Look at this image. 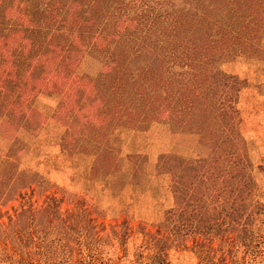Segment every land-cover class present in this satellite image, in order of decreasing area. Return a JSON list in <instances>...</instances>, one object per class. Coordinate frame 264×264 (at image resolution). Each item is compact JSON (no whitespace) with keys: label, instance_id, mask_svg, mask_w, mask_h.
Here are the masks:
<instances>
[{"label":"rangeland","instance_id":"374dc122","mask_svg":"<svg viewBox=\"0 0 264 264\" xmlns=\"http://www.w3.org/2000/svg\"><path fill=\"white\" fill-rule=\"evenodd\" d=\"M191 4L203 11L111 0L13 119L16 93L0 90V166L29 174L0 197V264H264V0H222L214 24L180 31ZM93 41L119 68L91 58ZM143 47L157 70L132 66ZM215 71L232 87L212 101ZM74 74L100 82L91 97Z\"/></svg>","mask_w":264,"mask_h":264},{"label":"trees","instance_id":"16d2710c","mask_svg":"<svg viewBox=\"0 0 264 264\" xmlns=\"http://www.w3.org/2000/svg\"><path fill=\"white\" fill-rule=\"evenodd\" d=\"M193 1L196 2V7L202 8L203 11H198L192 4L188 7L184 6L179 11V18L176 20L178 30L181 29L180 24L185 31L190 25L193 29L198 25L211 26L219 15L222 0H191V2ZM109 2L111 3V0H0V90L6 89L16 93L12 106L6 110L5 115L13 119L17 110L21 111L20 104L25 102L30 91L35 88L46 73L61 63L66 41L74 32L85 34L95 32ZM121 42L123 40L119 39L116 48ZM119 50L121 51V48ZM89 51L91 58L95 62L101 63L103 67L119 68L118 63L122 55H115V49L110 50L108 43L102 44L99 41H93ZM142 58L148 63L145 64L146 70L152 72L158 69L152 52L144 47L136 48L132 66ZM130 72H132L131 69ZM73 76L81 86V94L85 93L82 96L77 94L78 99L84 96L91 97L90 94L95 91L94 84L100 83L94 81L93 77L88 74H74ZM211 78L213 84L207 85L206 89L211 90V94L214 92L215 98H212L214 101L217 98L216 95L220 91H225V88L226 90L231 88L232 83L228 81L231 80L230 77L220 71L213 72L210 75ZM117 80L113 77L108 81L117 83ZM120 83L125 84L126 82L122 79ZM100 92L101 94L106 93L102 90ZM130 94H132L131 91ZM218 97V111L230 118L229 113L232 111L230 96L222 97L219 94ZM96 98L98 99L97 96ZM8 169L7 166H0L1 198H6L7 193H10L8 195L15 194L20 185L28 183L24 179L28 178L29 174L24 172H17L10 182ZM3 177L9 179H2ZM6 183L10 186L5 192L3 186ZM28 211V208L21 207L15 219L9 217L10 223L14 222V225L20 226L21 216L25 217ZM14 228L19 229L16 226Z\"/></svg>","mask_w":264,"mask_h":264}]
</instances>
